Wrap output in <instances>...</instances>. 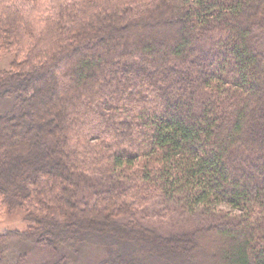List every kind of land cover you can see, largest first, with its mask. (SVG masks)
<instances>
[{"label":"trees","instance_id":"trees-1","mask_svg":"<svg viewBox=\"0 0 264 264\" xmlns=\"http://www.w3.org/2000/svg\"><path fill=\"white\" fill-rule=\"evenodd\" d=\"M263 35L264 0H0V98L21 110L0 108V210L26 221L1 239L53 264L68 240L105 249L84 264H264ZM150 208L205 223L163 235Z\"/></svg>","mask_w":264,"mask_h":264},{"label":"rangeland","instance_id":"rangeland-1","mask_svg":"<svg viewBox=\"0 0 264 264\" xmlns=\"http://www.w3.org/2000/svg\"><path fill=\"white\" fill-rule=\"evenodd\" d=\"M261 45H260V44ZM259 44V45H258ZM257 44V49L262 48L264 49V35L261 36V39H259ZM8 52L2 51L0 53V69H4L6 67H9L11 60L13 59V57L11 55H8ZM15 92H12V99H9L8 97L1 99L0 98V108L4 113L7 114H16V113H21L20 111H17V108L15 107V105L13 104L15 101V96H14ZM26 117H24L23 121L27 123V131L26 134L21 135V136H17L14 135V139L16 141H18L19 143H22L24 146L26 145V143L30 140L29 134L31 133L32 127H31V123H33L32 120V116H31V110L29 108H26ZM48 115H45V118ZM8 133V131H7ZM32 142V138L30 140V143ZM32 144V143H31ZM31 144L28 145L29 147L25 148V151L21 153H18L19 151H17V155L15 158H11V161L9 162V166L11 165V163L14 164H19V165H14L13 168L9 167L7 170H5V174L7 173V177L12 175V174H16L18 169L21 168L22 166V159L23 158H31V153H33V151L31 152ZM35 151V150H34ZM30 155V156H29ZM38 153L34 154L33 159L37 158ZM6 166V164L4 165ZM15 177H20L18 179H22V176L19 174L16 175ZM0 183L2 184H7V186L10 184L9 183V179L3 181L0 179ZM154 208H150L146 211H148V213L150 215H156L155 217L149 218V216H147L148 220L146 221L148 226H151L152 228H156L159 231H161V233L163 235L169 234V233H176L178 231H187L190 230L193 226V224H197L199 225L200 222L205 223V221H201L200 218L197 217H192L190 219V221L187 224H181L183 222H175L176 219L173 218L172 216L165 214L164 218H160L159 216L157 217V214H153L155 210H153ZM221 209H223L224 211L228 210L227 206L223 205L221 207ZM164 214V212H163ZM179 223V225L177 224ZM26 224L25 221V214L22 212V209L20 208H16L13 209L12 211L10 210H0V236L1 234H9L12 229H20L22 230V228H24ZM181 224V225H180ZM182 227V228H181ZM4 239H1L0 237V252L2 253V263L1 264H53L52 260L49 258L50 256V252H49V248H46V246L40 245L39 243L36 242V237L35 236H30L27 238H23L22 236H19L18 238L12 237L9 240L4 241ZM70 241L68 240V243ZM68 243H63V242H57V249H58V255L56 256V260H55V264H60L59 263V258L61 259V257L63 256V261L62 264H84L85 262H92L95 259H101L104 258L105 254V249H103V247L101 246H97V245H90V244H84L82 245H78L77 248H73L71 246H69ZM199 244H197L198 246L196 247L197 251H199V253H204L206 254L207 251L208 253H211L212 251L206 250L207 248L205 247V243L203 244V242H198ZM73 249H77V250H73ZM192 249V248H191ZM159 248H155L154 249H148L147 252H151V253H158ZM145 252L142 251L141 249H137L135 252H133V255L136 258H141L142 256H144ZM213 255H217V254H213ZM52 256V255H51ZM175 256V255H174ZM170 257H172V255H170ZM168 258L167 254H165V257L163 258L164 260H172V262H176L175 264H179V262H177L173 257L172 258ZM197 257H203L201 259L204 260V262L206 264H216V258L214 256L209 255L208 257H206V255H200ZM181 264H183L182 262H180Z\"/></svg>","mask_w":264,"mask_h":264}]
</instances>
